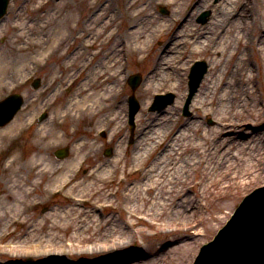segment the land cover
Masks as SVG:
<instances>
[{
  "label": "bare ground",
  "instance_id": "6f19581e",
  "mask_svg": "<svg viewBox=\"0 0 264 264\" xmlns=\"http://www.w3.org/2000/svg\"><path fill=\"white\" fill-rule=\"evenodd\" d=\"M139 1L127 2L126 7L124 5L125 9H131L130 19H135L145 11L136 5ZM94 2L98 5V1ZM194 2L199 4L198 9L212 7L219 19L209 28L194 26L191 19L196 10L190 19L185 20L180 31L173 34L174 38L161 41L156 48L159 58L152 56L150 70L141 87L145 98L143 104H148L151 93L163 86L168 77L172 78L176 74L177 79L179 70L185 69L191 56L205 50H210L211 55L218 52L223 56L230 50L226 68L222 71L219 69V60L211 57L210 72L195 95L197 98H193L196 113H215L222 124L216 132L209 133L200 129V124L193 122V118H188L182 125L171 121L162 129L164 121L171 119L169 110L144 113L138 120L131 151L128 146L123 148L125 137L120 134L117 124L121 111L116 112L111 108L117 84L122 79L126 54L143 53L148 46L149 35L146 32L157 33L158 26L163 28L162 24L158 25L155 18L150 16L144 25L134 26L131 31H123L115 36L117 41L114 40L110 48L105 49L113 36L108 5L91 12L86 19H83V15L78 16L77 7L71 4L70 10L63 12L62 16L54 13L42 20L37 14L32 15L29 11L21 13L19 10L15 21L6 24L0 21V32L12 33L6 44L11 50L5 54L4 48L0 46V92L14 85V80L22 74L43 71V85L31 98L29 96V100L38 104L35 110L55 105L53 119L57 125L73 126L65 133L36 132L32 147L27 145L24 147L26 152L22 153L18 147H13L19 135L12 132L14 128L21 130V126L13 121L0 129V152L6 151L0 164V242H4L0 246V264H16L12 260L15 256L6 253L11 252L9 249L21 247L25 250L21 254L35 256L37 253L38 256L47 252L68 253L66 246L74 245V255H87L88 260L84 264H127L129 257L125 258L128 252L124 247L128 240L119 238L125 237L131 228L142 223V227L162 233L166 227L176 224L168 228L167 232H175L173 235L179 233L177 235L181 238L182 233L198 229L206 221L217 217L203 215L206 211L200 200L204 190L213 185L211 195L215 200L226 199V191H223L219 179L234 174L242 179L253 166L261 163L259 150L264 148V134H258V139H255V143L260 146L249 147L241 140V130L236 127L249 119L245 115L248 108L258 113V102L249 92V84L253 80L249 51L252 50L258 59L264 61V44L261 43V35H250L247 41L241 30L235 34L234 28H229L228 23L230 19L234 20L235 14L240 13L254 18L253 6L257 2L264 5V0H229L227 3L224 1L226 6L220 0L214 5H210L211 0ZM28 4L29 1H26L24 7ZM150 27L154 29L150 31ZM256 31L260 33L262 30ZM230 35L236 41L235 46ZM221 36L222 40L213 46L214 38ZM87 46H94L93 56L89 58L85 57L88 55L85 54ZM237 48L239 51H236ZM48 60H51L52 65H47ZM159 60L162 62L158 63ZM260 78L264 85V70ZM71 81H74L73 92L64 98L58 87L69 85ZM44 93L46 95L42 98ZM117 104L115 108L118 110ZM94 119L93 128L82 126L81 130L85 131L86 136L80 139L75 134V129L79 130L77 122L90 124ZM105 126L109 143L115 147L110 164L102 163L99 157L89 159V153L99 149L97 140L89 134ZM225 131H232L231 135L222 138ZM62 142H69L72 160L60 165L50 164L48 159H38L37 152L41 153ZM21 157L23 164H20ZM85 160L87 171L79 174ZM196 164L199 178L192 180L187 176V170ZM22 174H26V178ZM54 174L62 175L55 184L45 185L41 190L34 185L36 178ZM114 174L122 175L118 184H115L118 186L115 193L106 189L114 184L110 187L105 184L107 181L113 183L110 177ZM28 185L35 188H24ZM75 185H85V188L81 193H75L78 190L73 188ZM35 190L44 196L64 190L71 208L51 210L50 213L36 216L34 223H31L34 216L28 214V208L34 201L32 196ZM116 193H119L118 196ZM78 197L81 204L78 203ZM81 205L86 210H79ZM224 207L228 208V203L221 206L218 202L215 212H221ZM99 209H110V213L122 215V221L117 224L113 214L103 216L95 213ZM164 214L166 217L162 221L159 217ZM14 225L28 228L20 234V231L10 230ZM143 232L142 229H135L134 233ZM198 232L190 235L195 236ZM88 245H91L90 248ZM162 245L157 249L161 250ZM10 256V259H6ZM147 259L155 264L151 257L144 260ZM53 260L55 262L47 264H66L62 258Z\"/></svg>",
  "mask_w": 264,
  "mask_h": 264
},
{
  "label": "rangeland",
  "instance_id": "374dc122",
  "mask_svg": "<svg viewBox=\"0 0 264 264\" xmlns=\"http://www.w3.org/2000/svg\"><path fill=\"white\" fill-rule=\"evenodd\" d=\"M26 1H29V4L24 7V4ZM85 1H87V3L85 4V6L83 4V6L86 8L84 13L87 12V15H88L89 13L95 11V9L101 7L103 2L107 0H104V1L103 0H85ZM94 1H98V5H95ZM125 1H128V0H125ZM142 1L144 4L146 5L149 4L150 6V9L147 10V13L154 11L156 15L160 16L159 18H157L156 15H154L156 23L158 25L162 24L165 29L162 31H165V32L177 30V28H179L180 23H181L180 26L182 27V23H185V19L183 18L189 19L192 13L199 8V4L194 2L196 0H174V1L173 0H142ZM154 1L162 2L163 6L167 7L168 10L166 11L168 12V14L167 12L166 14H162L160 10L158 9L159 6H157V4L155 3L151 4ZM215 1L218 2L219 0H211V2H215ZM220 1L223 2L224 6H226L224 2L225 0H220ZM228 1L229 0H227V2ZM123 2L124 0L107 1V5H109V10L111 11L112 25L110 29L116 30L119 28V33H121V31L129 30L128 27H129V24H131L130 22L131 19H129V16L126 15L124 12L120 11V6ZM10 3L11 4L9 5V12L4 18L6 19V22H9V23L12 21H15V15L19 11V8H20L21 13H24V10H29V12L32 15L36 13L39 18H41L42 20H45L44 17L52 16L54 13H59V16H62L63 12H67V9L69 7L68 3L75 4L76 0H71V1L70 0H11ZM201 5H203V3H201ZM33 6L39 7V8L35 7L37 8L35 10V13H33L30 10L31 9L30 7H33ZM253 7L255 8L254 9L255 14L253 16L254 18H252L248 14H243V13L236 14L234 16V20L231 19L229 21L228 27L234 28L235 34H236V31L241 30V33L243 32L244 35L246 36L245 40L249 39L250 35L254 37L257 34L261 35V43L264 44V5L257 2V4H255V6ZM208 10L210 11L209 12L210 14L207 20L208 23L206 22L207 24L205 23L206 25L204 26H207V28H209L210 24H213L214 18L216 16L214 15V12H212V10L206 9V7L201 10H198V13L194 17H192L191 23L194 26L199 25L195 20L196 16L199 15L202 11H208ZM188 13L190 14L189 17H187ZM178 14H180L181 20L180 21L173 20V18L175 19ZM148 19L149 17L143 16L140 20V25L142 26V23ZM27 20L28 19H25V21ZM117 24L119 25L118 27L115 28ZM200 26H203V25H200ZM252 26H253V30H252ZM149 29L152 30L154 29V27H150ZM256 30H262V31L260 33L259 32L255 33L257 32ZM162 31L157 33L156 35L153 34L154 35L153 40L150 42V44L148 45L149 47L144 52V55L147 56L146 59L141 60L140 58H138L137 55H132V56L127 55L125 57L126 60H125V65H124V69L122 72V79L117 84L116 96L113 100L114 105L112 106L111 109L116 112L121 111V113L119 114V119L117 120V124L119 125V129H121L120 134L125 137L124 146L129 144L130 151H131V145L135 139L134 135H135L136 125L133 130L132 138L130 140V131H129V126L127 124V115H126L127 111L125 107L126 105L125 98H126V95L130 93V89L127 86L125 76L127 75L128 72L140 73L143 78L141 82V85H142L145 75L148 73L151 67L152 58H150V56L155 51L153 58H159L158 52L155 49L157 48V46L160 45V42H161L160 38L165 39L168 37V34L166 33H163L161 35ZM9 35H12L10 31H8V34L6 33L5 36L0 34V46L4 48L3 51H5V54L8 52V50L9 51L11 50V48H8L6 45ZM153 35L149 34V38L150 37L152 38ZM102 36H105V34H103ZM229 37L231 39H234L232 35H230ZM222 38L223 36H221V38L215 37L213 41L214 42L213 46H215L219 41H221ZM100 39H101V34H100L99 40ZM115 39L116 37L112 38L111 42H109L105 46V48L107 47L110 48V46L112 45ZM235 43L236 41L234 39V46H235ZM87 50L88 51H86L85 54H88V55H85V57L87 56V58H89L90 56H93L91 53H93L94 51L91 48H88ZM236 51H239V49L237 48ZM249 53H250L249 63L251 65L250 67H252L251 74L253 76V80L249 84V92L252 93L253 99L258 102V105L256 106L258 113H256L255 111L252 112L251 109L248 108L245 111V115L249 119L244 120L236 128H239L241 130V140L244 142L245 146L255 147V145L260 146L259 144L255 143V139H258L257 135L260 133L264 134V111H263L264 110V85H262L261 78H260L262 71L264 70V61L262 59H258V57H256L253 54L252 50H250ZM229 55H230V50L226 51L223 56H220L218 52H215L213 55H211L210 50H206L205 52L201 54H196L195 56H192V58L190 59L191 61H188L189 64L188 66H186V69H184V71L179 70L178 72L179 77L177 79H176V74L172 78L168 77L167 82L159 88L157 92L166 93V91L171 90L175 94V100L179 103H178V107L173 108V110H171V113H173L175 117L179 118V120H175V122L178 125L184 124L188 118H193L192 119L193 122L200 124L199 125L200 129L206 130L209 133H214L219 129V127L221 126L220 123L222 124V122L219 120V117L217 116V114L209 112V111L196 113L193 110V107L191 105L190 115L186 116L188 117L186 118L185 116L182 115V111H181L182 105H183L182 102L184 101L183 98L185 97L186 91H187V80H188L187 73H188L189 65L192 63V60L195 58H198L201 60H205L207 64H211V60H212L211 57H214L216 60H219V69L222 71L223 69L226 68V61L229 59ZM161 62H162L161 60L158 61V63H161ZM48 63L52 65L51 60H49ZM23 76L24 74L20 75L19 77L21 78ZM14 81H15V84H17L18 80L15 79ZM178 81L180 83H178ZM28 82L25 83L23 86H20V87L16 86V88H14L13 90L14 92L21 93L25 101V106L23 110L21 111V113L18 114L14 118V120L12 119V121H16L17 122L16 124H19V125L20 124L25 125V122L27 121V119H30L31 116L37 112L35 108L38 105L29 100V96L30 97L32 96L33 89L31 88V85ZM174 84L176 85V87L174 86ZM141 85L138 86L134 91L136 98L138 99L139 103H141L139 112L140 110L143 111L140 114V117L145 112H150V113L152 112L149 110L152 100H150L151 101L150 105H148L147 107L144 106L145 104L143 105L145 98L142 93ZM169 87L172 89H170ZM10 88L11 87L3 89L2 92H0V99L5 97L7 95V92L8 93L10 92ZM72 91L73 90L71 89L69 92L66 91L68 93H64V94L70 95ZM217 91L219 92V90ZM191 103L193 104L194 101ZM116 104L118 106V110L115 108ZM179 105H181V107ZM52 110H53V107H52ZM46 112L47 114L49 113L48 115L49 117L39 122L41 124L40 126H38L39 129H37L38 127L36 125H34L32 128L28 127L24 132H22L21 136L13 143V147H18L20 149V153H22L23 151L26 152V149L24 150V147H26L27 145H30L32 147V142H34V140L36 139V134H37L35 130H37V132L40 130H45L48 133H54V132L55 133H59V132L65 133L73 129V126L69 124H66L65 127L58 126L57 123L54 121V119L50 118V116L51 117L53 116L52 112L49 109H47ZM260 112H261L260 116H257ZM117 118H118V114H117ZM94 121L95 119L91 120L90 124L86 123L85 121L77 122V127L79 128V130L75 129V134L80 139H83L86 136V134L84 130H81L82 126L84 125V127L90 128L92 127V125H94ZM169 122L171 121L170 120L165 121L164 125H161V128L164 129ZM137 125H138V122H137ZM56 128H58V130ZM228 129L229 127L227 128V130ZM16 130H19V129L14 128L12 132L14 133ZM97 131L98 130L93 131V134L92 132L89 134L90 137H94L97 140V146L99 148L97 151L89 153V159H95L96 157H99L100 158L99 160H101L102 163L110 164L109 160L110 159L113 160L114 155H115V147L113 143L107 142L105 135L100 136L99 132ZM231 132L232 131H225L222 135V138H226L227 136L231 135ZM252 138H254V140H252ZM245 139H247V141ZM262 144L264 146V143ZM65 145H69V142H62L61 144L53 146L50 149L46 148L47 150L44 149L43 152L41 153L37 152L38 159L40 158L48 159L50 164L63 165L67 160H72V156H73L72 148L70 149L69 157L61 161L57 160V158L54 156V151H55L54 149L57 147L65 146ZM108 147L111 149L110 150L111 154L106 155L104 154V151ZM259 151H260L259 155L261 158V163H259L256 166H253L248 172V174H245L242 179H239V177L235 176V174L228 178L223 177V179L222 178L219 179L221 186H223V191H226L225 193L226 199H221L219 201L215 200L214 196L211 195L212 193L211 189L213 185L210 188H207L206 190L203 191L202 198L200 200V203L203 206V210L206 211L204 212L203 215L206 217L214 215V216H217L216 218L206 221L204 225L202 224L201 226L198 227V229H189V233H182L183 237L181 238L177 235L179 233H176L175 235H173L172 233H175V232H172V231H170L169 233L167 232L168 228H171L172 226H175L176 224H171L170 226L165 228L166 231H163L162 233L160 232L158 233L157 231H154L153 228L142 227L143 226L142 223L134 226V228H131V232H129L125 237L119 238L120 240H125V241L126 239L128 240V243L124 247L125 250L128 252V254L125 255V258L128 259L129 257L127 264H152V262L150 263L148 259L144 260L147 257H151L152 260H155L154 261L155 264L156 263L157 264H191L193 260V256L196 254L199 247L203 243L210 240L212 236L215 234V232L217 231V229L225 223L230 213L232 212L233 208L237 205V203L240 201L243 195L249 192L254 187L264 184V148H262V150L260 149ZM5 154H6V151L4 155H0V163L3 161ZM87 161L85 162L83 166H81L83 168L79 170V174H84L87 171V168L85 167L87 165ZM23 163H24L23 157H21L20 164H23ZM59 175L60 174H54L51 177L45 176L41 178H36V183L34 185L39 190H41L45 185L47 186V185L55 184L56 181H58V177H62V175L60 176ZM117 176L118 174H114L113 177L110 178L111 180H114L113 183L117 182ZM187 176L192 180L199 178V170H198L197 164L194 165V167H192L189 171L187 170ZM22 177L26 178V174H22ZM15 179H17V177H15ZM105 184L106 186L110 187L112 183L107 181ZM27 187L35 188L34 186L31 187L29 185L24 186V188H27ZM73 188L78 189L74 191L75 193L76 192L81 193L83 188H85V185H75ZM106 189H112V187L106 188ZM118 194L119 193H117L116 195L118 196ZM32 197L33 199L38 200L39 202L38 204L31 203V205L28 208V214L30 216H34L31 220V223H34V221L36 220V216H42L44 214L50 213L51 210H55L57 208L59 210H65L66 208L68 209L71 208V206L69 205L70 202L63 199V197L60 194L51 195V193H47L44 196V194H42L40 191L35 190ZM218 202L219 204H221V206L223 205L225 206V203H228L229 207L228 208L224 207L221 212L216 213L215 210H216V206H218ZM78 208L79 210H82V211L86 210L85 207H83V205H81V207H78ZM110 212H111L110 210H100V209L95 211V213L103 214V216H105L106 214H109V215L113 214L115 216L116 223L120 224V222L122 221V215L114 213V212L112 213ZM165 217L166 216L164 214L163 216L159 218L160 220L164 221ZM182 223H184V221H182ZM27 228L28 227L22 226V225H15L14 227L11 226L10 230H15L17 232L20 231V234H23ZM137 228L139 230L141 229L144 230V232L142 234H139V233L135 234L134 232H135V229L138 230ZM197 231H199L197 235L195 236L190 235L191 233L197 232ZM161 244H164V246L162 245L161 250H158L157 248ZM90 246L91 245H88L87 247L90 248ZM66 247L67 249H69L68 253H57V252L49 253L47 252L46 254H42L38 256H36L37 253L35 256H30V255L21 254V251H25L24 249H20L21 247H19V249L17 248L9 249V251L11 250V252H6V253H9L10 255L15 256L12 260L16 264H33L34 262H36L37 264H42V263L47 264L50 261L55 262L53 258H62V260L66 264H76V263L84 264L85 263L84 261L88 260L87 259L88 257L86 254L77 255L75 253L76 255H74L73 248L76 247L75 245L71 247H68V246ZM1 252L2 251H0V254ZM68 254H72V255L70 256ZM12 256L6 259H10ZM92 256H96V255H92ZM37 261H43V262L38 263Z\"/></svg>",
  "mask_w": 264,
  "mask_h": 264
},
{
  "label": "water",
  "instance_id": "95a60500",
  "mask_svg": "<svg viewBox=\"0 0 264 264\" xmlns=\"http://www.w3.org/2000/svg\"><path fill=\"white\" fill-rule=\"evenodd\" d=\"M7 118L8 114H5L0 120H6ZM262 199L263 193L246 198L240 212V215L245 213L242 216L243 220L239 218L240 216L233 218L229 223L230 226L223 229L216 238L217 240L210 244L206 252L208 257L199 262V264H208L211 255L220 253L224 247L226 248L227 254L231 255L230 259L235 260V264H248L251 256L257 252L256 250H261L264 247V210L259 211L264 205ZM261 202L262 205L258 208L257 203ZM254 207L256 209L252 211ZM234 233L243 238V243L233 242ZM221 263L224 264V262Z\"/></svg>",
  "mask_w": 264,
  "mask_h": 264
}]
</instances>
